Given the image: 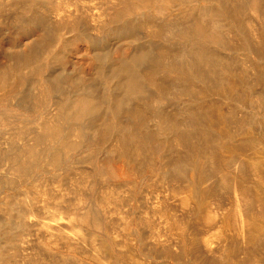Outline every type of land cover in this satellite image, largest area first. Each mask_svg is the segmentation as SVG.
Here are the masks:
<instances>
[{
    "label": "bare ground",
    "instance_id": "obj_1",
    "mask_svg": "<svg viewBox=\"0 0 264 264\" xmlns=\"http://www.w3.org/2000/svg\"><path fill=\"white\" fill-rule=\"evenodd\" d=\"M137 1L125 0L117 17L132 13L129 5ZM149 1L157 8H185L170 20L162 53L147 59L148 72L123 69L121 64L124 67L115 73L120 83L116 95L87 93L61 106L60 119H80L99 113L102 102L116 101L106 122L89 126L84 144L89 168L75 182L71 197L60 190L53 197L51 187L63 182L61 174L51 180L36 179L26 191L19 188L29 176L56 169L78 147L60 140L57 117L36 119L32 143L23 142L11 161L0 156V183L13 187L0 203V264L138 262L142 256L132 236L134 220L121 215L114 201L121 186H132L144 177L149 178L146 191L162 200L157 212L164 210L170 221L181 223H177L180 231L173 233L183 254L191 255L187 264H255L264 247V94H256L260 117H239L235 102L241 87L253 95L255 83L264 85V62H260L264 0ZM7 16L0 12V23L7 24ZM29 28L28 35H33ZM165 29H157L156 37ZM49 36L50 32L39 35L28 50L11 54L7 63L0 61L1 87L19 82L23 70L40 71L45 61L41 56L46 50L49 55L52 44ZM241 50L248 54H238ZM52 89L45 85L41 93L49 97ZM128 100L134 106L122 118ZM171 102L179 103V109L170 111ZM33 111L38 112L36 105ZM21 115L17 120L28 118ZM8 119L0 117V154L12 152L17 141L3 136V130L16 122L13 118L8 124ZM23 127L14 130V137L22 138L31 130ZM113 134L115 142L106 150L105 139ZM47 141L53 142L50 148H37ZM87 175L92 178L90 198L82 193Z\"/></svg>",
    "mask_w": 264,
    "mask_h": 264
},
{
    "label": "rangeland",
    "instance_id": "obj_2",
    "mask_svg": "<svg viewBox=\"0 0 264 264\" xmlns=\"http://www.w3.org/2000/svg\"><path fill=\"white\" fill-rule=\"evenodd\" d=\"M12 1L17 2L14 5ZM16 1L0 0V8H3L0 12L5 17L9 12L7 16L8 23H0V61L7 63V58L11 54L25 52L34 39L45 32L51 33L49 37H52V44L48 52L49 55L47 56L46 50V56L44 53L41 56L40 60L44 59L45 61L43 60L40 71H30L29 69L27 72V70H23L19 82L13 81L10 82L11 85L9 86H0L1 96L3 94V97H0V99H3V104L0 106V113H2L0 117L9 118L8 120L12 122L7 120L8 124H12L14 120L16 121L14 123H17L16 125L13 123V127L7 126L12 127L11 129L6 127L8 130H3V136L13 137L17 141L14 142L13 149H10L12 152L3 151L0 156L3 160L11 161L14 152L23 146V142L32 143L33 140L31 139L34 138L36 133V127L34 126L37 123L36 119L39 117L45 118V116L52 119L57 117L61 124L60 140L70 141L77 144L78 147L71 149V154L56 169L51 172L29 176L19 188L26 191L31 186L30 183L36 179L51 180L52 178L55 179L57 174H61V177H64L63 182L55 183L51 187L54 190L53 197L57 198L60 190L65 193L67 198H70L76 189L75 182L81 177V173L86 172L89 168V165L84 161L87 152L84 144L90 134L89 126L92 123L95 126L97 122L100 127L106 122L111 117V111L115 107L116 101H113V98L111 102L104 101L97 109L99 113L93 111L80 119L73 118V116L68 119H60L59 113L62 104L64 101L69 103L73 100L76 101L77 98L79 99L87 93L98 95L101 93L109 94L110 92V94L116 95L120 88L119 78L115 77L116 72L124 66L123 69L131 67L143 74L148 72L147 59L154 58L162 53L164 41L162 37L167 35V26L171 23L170 20L179 17L178 14L184 10L185 5L157 8L151 5L149 0H140L141 2L137 1L139 3L129 5L132 10L134 8L132 13L117 17V13L120 9L122 10L125 0ZM11 14L14 18L12 20ZM262 21H260L259 27L262 25ZM29 27L33 35H28ZM159 28H166L167 31L161 37H156L155 32ZM241 51L238 54H242L243 50ZM245 53L247 52L245 51L242 56ZM255 54L253 53L252 56L254 55L253 57L258 59L257 54ZM262 56L261 63L264 62V55ZM133 62H136V64ZM38 63L41 64V62ZM43 85L53 87L49 97L42 94ZM10 86L13 89L11 93L9 91L11 88L8 89ZM146 89L149 90V86H146ZM254 89L253 95H247V87H241L239 97H237L238 102H235L238 105L236 112L239 117H260L262 115V112L256 107V104H258L256 103V94L259 92L264 94V85L255 83ZM9 93L10 97L8 96ZM143 94L146 95V93ZM6 95L5 100L4 96ZM126 102L127 104L120 112L122 118L126 117L134 106L133 100ZM35 105L38 110L37 113L33 111ZM171 109L170 111L178 110L179 103L171 102ZM149 111H145L148 117L151 115ZM21 114H25L28 118L24 121H22L23 119L17 120L18 115V117L23 118ZM23 126L31 128L29 133L22 138L14 137V130L24 128ZM257 132L261 136L262 131L257 129ZM0 135L2 136V134ZM113 135L111 138L105 139L106 150L115 142L116 136ZM238 138L242 139V136ZM52 143L47 141L46 144H41L37 148H50ZM251 150L250 146L246 147V151L251 152ZM85 177L88 178L89 176ZM91 179L89 177L87 184L82 188L85 198H90L93 194L89 187ZM148 179V177L141 178L138 183H134L132 186L123 185L119 189L120 195H114V204L117 202L120 205L118 207L120 208V214L129 215L134 220V234L132 236L134 237V243L137 244L136 248L142 256L138 262L125 259V264H185V262L187 264L191 255L183 254L181 241L178 235H174L177 230L180 231L181 226L179 227L178 224L181 225V223L171 220L173 224H170L171 221L163 212L164 210L157 212L162 200L157 197V193L150 194L146 191L145 185H147ZM12 188L11 185L0 183V203L5 196L13 193ZM118 200H121V203ZM111 204L112 201L110 206ZM175 223L178 224L175 225ZM215 229L212 228L211 231H215ZM171 233L175 236L174 238L170 236ZM258 255L255 264H264V247ZM221 264L225 263L222 262Z\"/></svg>",
    "mask_w": 264,
    "mask_h": 264
}]
</instances>
